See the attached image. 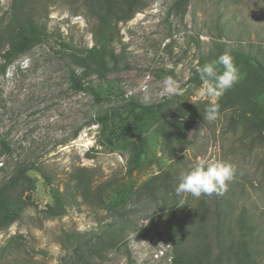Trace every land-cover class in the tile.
Instances as JSON below:
<instances>
[{"label": "rangeland", "instance_id": "obj_1", "mask_svg": "<svg viewBox=\"0 0 264 264\" xmlns=\"http://www.w3.org/2000/svg\"><path fill=\"white\" fill-rule=\"evenodd\" d=\"M13 1L0 0L3 24ZM24 1L46 35L0 69V139L9 145L0 152V183L30 162L48 180L27 172L34 186L20 197L32 204L0 231V264H75L71 247L61 246L65 233L80 238L78 264H170L174 245L167 233L178 228L188 263H215L212 230L202 229L201 242L190 229L198 224L197 204L204 198L211 205L216 194L175 192L180 174L201 160L236 167L220 195L229 214L224 238L231 263L236 252L243 264H264V96L246 97L238 82L219 99V118L212 123L203 120L208 102L193 99L201 57L209 63L249 49L264 60V0H140V11L111 26L104 75L86 71L85 82L104 97L100 102L69 81L70 70L83 69L73 54L94 44L95 21L84 0ZM169 76L177 94L162 91ZM128 98L164 105L124 137L112 136L110 124L97 123L95 116ZM82 167L92 187L105 182V203L123 207L97 210L77 202L60 217H44L42 208ZM242 208L248 218L240 230ZM118 214L116 228L97 241Z\"/></svg>", "mask_w": 264, "mask_h": 264}, {"label": "trees", "instance_id": "obj_2", "mask_svg": "<svg viewBox=\"0 0 264 264\" xmlns=\"http://www.w3.org/2000/svg\"><path fill=\"white\" fill-rule=\"evenodd\" d=\"M84 5L95 21L91 31L94 44L84 51L73 54L77 64L83 69L79 72L70 70L69 81L73 89L87 90L91 92L96 102H100L104 97L100 94V89L96 85L85 82L87 77L86 71L93 70L100 77L104 75L106 71L104 50L111 35L112 24L130 18L134 13L141 10L142 4L140 0H84ZM10 9L7 22L3 24L0 20L1 70L41 42L46 35L45 24L29 12L24 0H14ZM230 54L240 69L242 79L239 81V86L243 89L245 96L248 98H257L260 95L264 96V60H260L258 55L252 53L249 49L244 51L235 49ZM205 63L206 61L201 57L198 62V68ZM196 73V76H199L197 70ZM163 105V102L143 104L133 98H128L120 105L111 106L101 114H97L95 121L101 125L109 123V132L112 136L122 138L132 127L140 126L145 116L156 115L160 112ZM263 126L264 122L262 123ZM7 151H9L8 142L4 138H1L0 152ZM30 170L39 172L45 180H48L47 175L39 165L30 162L20 165L13 175L0 183V231L19 219L27 204H32L29 198L20 197L22 192L34 186L31 177L27 174ZM104 184L105 182L92 187V179L88 175V169L85 167L77 169L70 174L62 191L54 196L52 203L46 204L42 208L44 217H60L66 213L67 208L76 205L77 202L97 210L106 209L114 211L123 207V203L104 202L102 197V186ZM149 191L153 192L152 188ZM175 198L174 200L177 202V196ZM178 209L176 208L174 212L176 213ZM227 210H225L223 199L220 195H216L213 198L211 205L203 198L197 204L196 209H194L195 219L198 221V224L194 222L196 229H190L194 233L192 238L200 237L201 242H204V238L201 236L202 229L212 230V239L217 249L215 263L205 262L204 264H243L239 256L237 257L236 252L234 254L235 263H231L232 260L227 256L226 248L228 246L224 238L225 227L229 224ZM210 211L213 216L209 218L208 213ZM118 217H120V214L114 215L113 221L104 224L105 227L98 234L97 241L103 239L106 232L116 228ZM179 217L177 215L176 219ZM236 218H238V225L240 230H242V222L248 218L246 211L242 208ZM185 229L187 228H183L182 230ZM64 235L61 246L64 249L71 247L72 253L77 257V259H74V263L78 264L81 253L80 238L76 235H68V233ZM167 236L169 241L174 245V253L170 264H190L179 248V228L175 230L171 229L167 233ZM242 251L243 249L238 253Z\"/></svg>", "mask_w": 264, "mask_h": 264}, {"label": "clouds", "instance_id": "obj_3", "mask_svg": "<svg viewBox=\"0 0 264 264\" xmlns=\"http://www.w3.org/2000/svg\"><path fill=\"white\" fill-rule=\"evenodd\" d=\"M197 72L201 84L195 89L193 99L208 102L203 120L212 123L219 118V99L242 79L241 72L233 56L227 52L197 68ZM162 91L164 94H177L176 81L170 76L165 77ZM235 174L236 167L231 163L201 160L180 174L175 192L178 196L190 194L196 198L223 195Z\"/></svg>", "mask_w": 264, "mask_h": 264}]
</instances>
